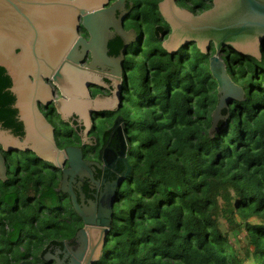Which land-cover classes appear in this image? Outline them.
Here are the masks:
<instances>
[{"label":"trees","instance_id":"obj_1","mask_svg":"<svg viewBox=\"0 0 264 264\" xmlns=\"http://www.w3.org/2000/svg\"><path fill=\"white\" fill-rule=\"evenodd\" d=\"M158 1L143 10L152 6L149 13L160 16ZM194 3L200 10L210 6ZM121 46L118 37L110 40L109 54L118 55ZM192 47L193 58L189 45L173 55L147 46L125 62L132 185L121 191L99 264H264V44L260 60L225 50L227 71L244 98L222 111L226 117L212 134L217 83L208 59L214 48L204 54ZM10 86L0 67V125L22 136ZM10 158V179L19 177L24 189L0 192L14 203L26 202L27 194L35 200L10 217L15 232L25 229L27 240L36 235V246L73 233L79 220L57 190L59 174L30 152ZM35 214L40 230H26Z\"/></svg>","mask_w":264,"mask_h":264},{"label":"water","instance_id":"obj_2","mask_svg":"<svg viewBox=\"0 0 264 264\" xmlns=\"http://www.w3.org/2000/svg\"><path fill=\"white\" fill-rule=\"evenodd\" d=\"M108 3L109 0H0V67L10 78L14 107L23 126V135L19 136L0 125V180L6 179L7 170L2 152H31L61 170L57 189L70 195L72 208L84 224L75 235L79 243L74 252L77 259L72 258L68 264H94L100 258L113 215V183L100 195L98 211L95 202H77L70 181L77 175L92 178L90 163L82 159L79 148L57 146L53 127L38 109L37 101L45 103L52 96L44 80L50 79L60 92L54 104L63 118L72 113L80 115L88 127L90 112L114 111L117 107L121 100L120 68L131 31H124L122 16L115 19L118 3ZM157 8L170 28L161 43L163 50L173 55L192 43L204 54L211 45L214 48L208 59L217 83V103L209 128L212 134L226 117L222 111L244 98V89L232 80L221 55L228 48L239 56L261 59L264 0H212V6L199 14L179 7L176 0H161ZM80 17L90 34L88 40L78 35ZM114 34L123 41L118 56L108 55V43ZM85 52H90L91 61L81 65ZM95 65L117 66L113 71L116 76L100 74ZM101 76L111 81L116 90L112 96L92 98L89 88L102 85ZM55 260L63 264L59 256Z\"/></svg>","mask_w":264,"mask_h":264},{"label":"flooded vegetation","instance_id":"obj_3","mask_svg":"<svg viewBox=\"0 0 264 264\" xmlns=\"http://www.w3.org/2000/svg\"><path fill=\"white\" fill-rule=\"evenodd\" d=\"M114 1H116L119 6L116 10L115 19H119V17L122 16L120 19L121 26L123 27L124 31H131L127 52L120 68L121 82L119 83V87L121 88V100L114 111L96 110L90 112L88 115V127L86 126L84 117H81L80 115L72 113L63 118L60 113H58L54 104V101L59 99L61 95L57 87L53 85L50 79L44 80L49 86L50 94L52 96L49 97L45 103L37 101L38 109L53 127V134L57 146L60 149H64L67 146L79 148L81 150L82 159L90 163L89 169L92 173V178L77 175L74 177L73 181H70L71 190L73 191L77 202L80 205H90V203L95 202L97 204L98 211L100 195L105 192L106 189L110 190L112 187L109 188L107 185H111L113 183L114 200L112 202L113 215L111 225L107 232L106 242L101 250L100 258L96 260L94 264H99V262H101L104 251L106 250V245L108 244L109 239L112 237L111 228L115 219L116 209L120 202L121 191H125L128 186L132 185L131 179L134 161L131 150L134 146V143L131 140V136L133 131L128 127L127 119L123 114L124 108L126 106L125 84L127 82V74L129 72V68L125 62L128 58L139 57L141 49H143L142 46L144 44L145 36L147 34L144 27L147 28L148 24L151 25L148 32L151 35L155 33V37L159 39V46L161 50H163L161 47L162 40L165 39L170 33L169 26L165 23L161 16L156 17L152 15L153 19H149L147 16H141L143 7H146V4L143 5L141 0H109L107 5L113 3ZM205 1L210 4L208 7L210 8L212 6V0ZM176 4L181 8L188 9L194 14H199L205 10H200V4L194 3V0H176ZM150 7L152 6H147V12H149ZM78 22V35L85 40H88L90 34L83 25V19L80 17ZM110 29L114 30L112 27H110ZM117 37L120 39L117 34H114L111 40ZM121 42L122 46L120 47L119 52L123 47V41L121 40ZM187 45L192 47V45L195 44L192 43ZM212 47L213 46L211 45V48ZM180 48L177 50V52L180 50ZM153 49L158 50V48ZM78 50H80V46ZM225 50L227 52L231 51L230 49L226 48L224 49V53L222 55L226 54ZM210 51L211 49L208 52ZM160 52L163 53L162 51ZM108 55L118 56L119 54L112 55L109 54L108 51ZM83 59L84 61L81 65H86L88 62H90V52H85L83 54ZM116 67L117 66L114 65H107L104 68H101L95 65L94 69L98 70L100 74H113V76H116L115 72H113L116 71ZM101 80L103 83L102 85L99 84L97 87L89 88V93L92 98L96 96H99L100 98L112 96L113 92L116 90V86H113L111 81L103 78L102 76ZM2 153L6 160L7 170L6 179L4 181L0 180V189L4 187L6 190H9L10 187H17L19 190H23V185H19V177L18 179H10L12 175L10 174L11 162L9 158L12 157L14 153L15 155H18V153ZM66 165L67 164H65V166ZM47 166L49 169L56 171L59 174L60 180L61 170L54 168L49 164ZM60 194L62 199H67V201L70 203V206L72 207L70 195L61 191ZM0 195L5 199L0 201L1 264H8L9 262H12L13 264H21L24 261L31 262L32 264H56L55 257L57 256L63 259V264H68L72 258L77 259L74 252L79 247V243L76 241L75 235L78 230L84 227V224L82 219L74 212V210V215L72 217H76L79 220V225L76 227L73 233L58 239L49 238L41 245L36 246V235L32 234L31 240H27V236L25 239V229L20 228V232H15L19 226L15 220H10V217L19 213L25 205L31 206L34 204L35 200L32 194H27L25 197L26 202L23 203L19 198H16L15 203L11 202L9 197H7L3 191L0 192ZM36 215L37 214L34 215V222L29 224L26 230L29 228L35 231L36 229L40 230V225L37 223V219L35 218Z\"/></svg>","mask_w":264,"mask_h":264},{"label":"rangeland","instance_id":"obj_4","mask_svg":"<svg viewBox=\"0 0 264 264\" xmlns=\"http://www.w3.org/2000/svg\"><path fill=\"white\" fill-rule=\"evenodd\" d=\"M154 1H156V0H141V3L143 2V5L144 4H147V3H153ZM141 16H147L149 19L150 18H152L153 19V16H152V14H150L149 12H147V11H145V10H143L142 11V13H141ZM150 26L151 25H147V28H145L144 27V29H145V32H147V34H146V36H145V39H144V44H143V49L145 50V49H147L146 47L148 46L149 48H151L150 50H153V48H157V46H159V41L157 40L156 41V39L151 35V34H149V32H148V30L150 29ZM190 53H191V58H193L195 55H196V51H195V49L193 48V47H191V49H190ZM224 56L222 55V58H223ZM134 59V58H133ZM140 59V58H139ZM128 60V59H127ZM132 62V61H131ZM140 63V60L137 62V65ZM17 153H19V151L17 152ZM14 156H18V155H15V153H14ZM11 159V158H10ZM11 167H13L14 165H13V160L11 159Z\"/></svg>","mask_w":264,"mask_h":264},{"label":"bare ground","instance_id":"obj_5","mask_svg":"<svg viewBox=\"0 0 264 264\" xmlns=\"http://www.w3.org/2000/svg\"><path fill=\"white\" fill-rule=\"evenodd\" d=\"M226 49V48H225Z\"/></svg>","mask_w":264,"mask_h":264}]
</instances>
